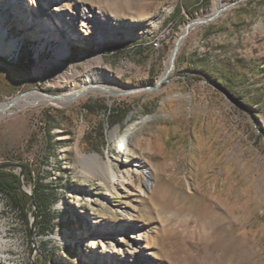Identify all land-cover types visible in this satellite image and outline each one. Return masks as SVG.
<instances>
[{"label": "rangeland", "instance_id": "obj_1", "mask_svg": "<svg viewBox=\"0 0 264 264\" xmlns=\"http://www.w3.org/2000/svg\"><path fill=\"white\" fill-rule=\"evenodd\" d=\"M56 1L58 17L45 24L77 15L72 39L28 29L16 0H0L7 40H18L11 55L0 53V103L30 90L64 94L85 74L105 78L107 67L124 92L91 91L0 119V166L21 177L29 197L38 181L50 185L51 223L40 224L53 228L39 233L37 207L30 204L27 224L0 197V264H102L112 257L102 250L124 254L129 243L120 244L119 231L106 243L92 232L120 223L153 237L135 264H264V0H223L234 5L189 33L168 80L133 93L157 84L184 25L217 0ZM72 69L77 75L63 78ZM79 150L117 169L146 163L151 187L117 192L86 173ZM26 168L35 182L25 181Z\"/></svg>", "mask_w": 264, "mask_h": 264}, {"label": "bare ground", "instance_id": "obj_2", "mask_svg": "<svg viewBox=\"0 0 264 264\" xmlns=\"http://www.w3.org/2000/svg\"><path fill=\"white\" fill-rule=\"evenodd\" d=\"M56 2V0H16V3H14V5L17 6L16 13L18 12V19H25L24 24L28 26V29H30L31 27H39L38 30L40 31L37 32L41 34L42 30V34L44 36H47L49 39H54V32H57L59 34L57 36H63L64 38H68L70 35L72 36V34H76V32H74L75 29L73 28V23L78 19L77 15H67L64 20L61 21L60 25H55V29L50 28L47 23L45 24V21L51 22L55 18L57 19L58 12L60 11V9L58 8ZM221 5H223V0H217L216 6L220 7ZM5 20L6 17L0 14V53L11 55L17 47L18 40H7L8 34L10 32L4 29ZM109 33L107 35H109ZM71 36L70 38L72 39ZM103 36L96 34V36H93V38L101 39V37L104 38ZM59 42L61 41H58V43ZM160 42V39L155 40L154 45H157L158 43L160 45ZM65 47V45L63 46L60 44L55 47L56 62L60 65H64L62 61L68 56ZM97 59L98 61L102 62L103 58L100 53L97 54ZM170 64L171 59L169 61L168 67ZM106 72L107 74L105 78H101L98 75L91 76L85 74L81 81H78L74 84L72 83V85L69 87L67 86V92L61 95H52L51 97L45 96L40 92H32L28 95L21 97L16 106L9 107V104L14 101V98L6 102H2L0 103V108H3V110L0 112V119L5 118L7 116H11L22 110L37 107L40 105L71 104L91 91L102 93H104V91H115L118 94L124 92L121 88L111 83L112 73L109 67L106 68ZM74 75H77V72L72 69L70 73L68 75H64L63 78ZM100 79H103L104 82H101ZM116 132L117 130H115L113 134H115ZM122 149L123 145H120V153ZM79 151V161L83 165L86 173H95L100 175L102 181L108 182L112 186V188L115 189L117 192L121 194H129L131 192L138 191L140 194H144L146 193L147 189L151 187L150 177L152 175V171L146 163L140 160H134L129 165H119V169H117L111 162L105 161L104 157L98 153L87 155L82 153L81 150ZM138 179H143L144 184L138 185ZM99 225L101 226V223H99ZM111 230L119 231L120 244L125 243L128 246L129 243V246L126 251H124V254H120L121 252L115 250H102V254L108 253L112 255V257L109 258L110 261H107L100 257V261L102 262V264H121L122 262H126V264H135L136 259H138L139 256L138 253L140 252V249L150 250L152 248V245L154 244L153 237L149 233L143 231L139 227L128 224H116L115 227L112 229L107 228V226L103 228L99 227L98 229L92 232V235H94L96 239H101L106 243L107 240L111 239ZM127 232H131V234L128 235V238L130 236V240L127 239Z\"/></svg>", "mask_w": 264, "mask_h": 264}, {"label": "trees", "instance_id": "obj_3", "mask_svg": "<svg viewBox=\"0 0 264 264\" xmlns=\"http://www.w3.org/2000/svg\"><path fill=\"white\" fill-rule=\"evenodd\" d=\"M210 0H202L204 3H208ZM108 110L110 115L113 117H120L119 112H112V109L105 107ZM34 173L32 170L26 168L24 179L26 182L33 181ZM22 179L19 175L7 172L5 169H0V197L6 198L8 204L11 208L17 210L20 215L24 218L26 223H29V206L33 204L37 207V212L35 213L36 221L35 227L38 228L39 233L46 234L49 231H52V227H48V230L45 226L40 224V219L45 218L44 222L46 224L51 223V218L48 214L49 207V198L47 196L51 194L50 185L44 183L43 181H38L35 184L34 192L31 197H29L25 192L21 190ZM34 214V213H33ZM30 231V229H29Z\"/></svg>", "mask_w": 264, "mask_h": 264}, {"label": "water", "instance_id": "obj_4", "mask_svg": "<svg viewBox=\"0 0 264 264\" xmlns=\"http://www.w3.org/2000/svg\"><path fill=\"white\" fill-rule=\"evenodd\" d=\"M232 5H234V4H231V5H225V4H223L220 7H217L216 6L215 7V10H213L210 14L205 15L204 17H201V18H197V19L188 21L184 25L183 33L178 38V40L176 42V45H175V48H174V50L172 52V55H171V64L169 65V67L167 66L165 73L159 79V81L157 82V84L155 86H148V87H146L144 89H141V90H132V91H130V93L138 92V91H142V90H157L164 82H166L168 80L170 74L174 71L177 55L179 53V50H180V48H181V46H182L185 38L189 35V33L193 29H195L197 27H200V26H203L205 24H208V23L213 22L214 20H216L217 18H219L221 16V14L225 10H227L229 7H231ZM32 92H40L41 94H43L45 96H51L52 97V94L45 93V92H42L40 90H30L28 92L19 94L18 96L14 97V99H13L14 101L9 104V107L16 106L18 104V102H19V100H20L21 97H23L25 95H28V94H30ZM109 92H114V91H109ZM2 110H3V108H0V112ZM7 167H9V166L8 165L0 166V169H5Z\"/></svg>", "mask_w": 264, "mask_h": 264}, {"label": "built area", "instance_id": "obj_5", "mask_svg": "<svg viewBox=\"0 0 264 264\" xmlns=\"http://www.w3.org/2000/svg\"><path fill=\"white\" fill-rule=\"evenodd\" d=\"M155 47H159V43L157 45H154Z\"/></svg>", "mask_w": 264, "mask_h": 264}]
</instances>
